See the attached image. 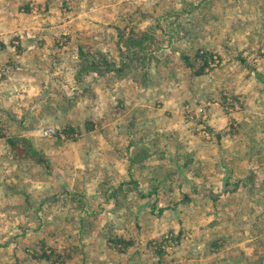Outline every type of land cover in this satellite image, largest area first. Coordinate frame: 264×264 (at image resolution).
<instances>
[{
    "label": "rangeland",
    "instance_id": "1",
    "mask_svg": "<svg viewBox=\"0 0 264 264\" xmlns=\"http://www.w3.org/2000/svg\"><path fill=\"white\" fill-rule=\"evenodd\" d=\"M49 1L58 13L11 8L19 25L0 29V100L13 105L0 108V242L24 243L25 262L46 253L43 264H264V215H243L240 196L233 206L201 102L219 58L201 76L182 58L197 68L198 36L220 26L225 38L228 0ZM129 38L147 58L121 57ZM17 48L31 64L14 75L1 63ZM84 57L129 63L96 79ZM11 138L45 163L13 158Z\"/></svg>",
    "mask_w": 264,
    "mask_h": 264
},
{
    "label": "crops",
    "instance_id": "2",
    "mask_svg": "<svg viewBox=\"0 0 264 264\" xmlns=\"http://www.w3.org/2000/svg\"><path fill=\"white\" fill-rule=\"evenodd\" d=\"M3 2L0 8V29H8L5 26L10 18L16 26L19 25L14 19L15 14L14 17L11 16L12 13L9 11L11 8L18 11L24 6L27 9L28 4L33 6L29 10L34 8L35 12L45 11V14L51 15L60 10L55 2L50 4L49 0H3ZM240 4H244V7L242 8ZM225 12L230 13L231 18L225 20L224 39L221 38L222 32H219L220 26L215 30L210 28L209 34L203 33L197 39L199 43L197 50L200 49L211 55L216 54L220 61L218 69L210 71V79L205 82L207 87L202 92L201 102H207V129L212 136L210 143H214L216 148L222 146L225 150V152L218 150L221 153L219 159H224L222 153H225L227 165L225 174L229 181L225 183L230 185L226 192L227 194L232 192L233 206H235V197L240 196L242 214L248 216L249 212L254 211L253 207L257 206L260 208L258 213L260 216L264 215V190H261L263 189L261 186L264 185V0H228ZM45 30L46 28L35 31L37 32L35 34H40L42 37L38 41L37 50L40 49V45L50 42L49 36H42V32H47ZM6 52L4 51V54ZM77 52L81 60L84 49H78ZM28 55H30L28 51L17 48L11 60L7 59L1 64L7 70L20 68L22 64L26 67L31 64L29 58L26 59ZM15 72L13 69L14 75ZM195 97V99L200 98ZM4 106H8L9 109L13 107L10 102L0 100V108ZM25 111L26 107L23 118L27 122L32 119L30 115L33 112L30 111L26 115ZM3 115L4 111L0 110V118H3ZM31 128L25 126L22 130L30 129L28 131L30 132ZM238 183L242 185L243 191L238 190ZM255 185L259 186L257 190ZM255 227L253 224L243 225L242 232L249 233ZM6 237L5 242H0L2 245L0 264H43L39 262L41 252L39 259L33 258L35 261L21 260L22 257L16 252L19 246L24 248V243L18 245L10 235ZM249 244V241L243 240L241 248L244 250ZM3 253L7 255L1 256ZM31 253L37 252L34 250Z\"/></svg>",
    "mask_w": 264,
    "mask_h": 264
},
{
    "label": "trees",
    "instance_id": "3",
    "mask_svg": "<svg viewBox=\"0 0 264 264\" xmlns=\"http://www.w3.org/2000/svg\"><path fill=\"white\" fill-rule=\"evenodd\" d=\"M127 41H130V42H127ZM123 43L131 51H128V53H121V57H124L125 55L134 56V57L136 56L145 57V58L148 57V53L146 52V47L144 45L145 44L144 42L141 41V44H140L139 41H134L133 43V39L129 38L127 40H124ZM209 54L210 53L201 51V54L198 55L200 64L198 65L197 68H195V64L193 63V61L190 60L188 56L182 55V58L187 64V66L190 67V69L192 70V73H194L195 75H200L205 72L207 67H209V61L213 59L210 57L211 54L210 55ZM84 55H86L85 52H83V56ZM94 55L89 54L90 57ZM84 59H85L84 61L86 64L82 66L81 70L87 73H94L95 77H97L96 79L106 77L108 73L112 71L120 72L121 70L126 68L127 63H129V61L125 62L123 58L120 59L119 63H117L116 65H112L110 62H107V60L104 57L103 59L101 58L93 59L89 57L87 58L84 57ZM9 143L11 145V152H12L13 158L22 159L25 157H32L39 162L41 161L45 163V159L43 155L39 154V152L34 150L29 144L25 142L24 139L11 138L9 139ZM178 237L179 235L177 236V238ZM41 256L45 259H49L48 257L49 255H47L46 253H42Z\"/></svg>",
    "mask_w": 264,
    "mask_h": 264
},
{
    "label": "built area",
    "instance_id": "4",
    "mask_svg": "<svg viewBox=\"0 0 264 264\" xmlns=\"http://www.w3.org/2000/svg\"><path fill=\"white\" fill-rule=\"evenodd\" d=\"M50 132H51V129H49V128L43 129V135H48V134H50Z\"/></svg>",
    "mask_w": 264,
    "mask_h": 264
}]
</instances>
